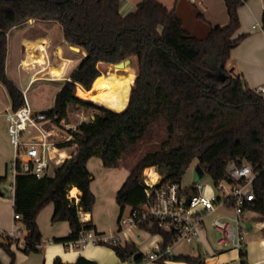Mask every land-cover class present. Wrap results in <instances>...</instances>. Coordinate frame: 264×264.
Listing matches in <instances>:
<instances>
[{
	"label": "trees",
	"instance_id": "obj_1",
	"mask_svg": "<svg viewBox=\"0 0 264 264\" xmlns=\"http://www.w3.org/2000/svg\"><path fill=\"white\" fill-rule=\"evenodd\" d=\"M246 1L225 0L227 23H209L207 35L200 37L185 26L177 7L169 9L160 0H140L135 10L125 14L121 0H0V82L12 109L21 107L25 99L7 72L8 34L30 19L58 21L65 42L86 51L62 80L54 105L43 111L59 122L68 117L71 108L95 109L94 118L79 123L73 131L66 144H75L74 152L53 175L38 178L20 173L15 178L14 210L31 241L25 251L36 250L42 243L37 216L50 203L54 204L51 220L68 221L71 227L67 236L54 241L74 240L82 230L95 229L92 221H82L80 215L81 211L92 212L96 201L88 167L94 156L108 167L120 166L126 153L136 156L116 193L120 215L126 207L144 201L143 171L148 167L157 168L162 183H181L196 160L217 182L226 177L230 161L248 162L258 172L255 198L248 209L264 219V95L251 88L231 63L232 49L246 37L233 38L241 26L239 7ZM197 16L205 19L201 10ZM127 58L137 59L138 73L126 108L116 111L77 93L81 85L92 90L109 64ZM5 179L6 175L0 176V181ZM73 187L81 191L78 202L69 196ZM154 232L165 238L163 247L173 243L170 233ZM0 245L14 259L11 242ZM114 249L122 260L134 256L141 262L144 257L135 242L114 245ZM243 255L245 258V251ZM165 257L206 264L202 255ZM0 264L4 263L0 260ZM54 264L97 262L80 255L74 263L58 257Z\"/></svg>",
	"mask_w": 264,
	"mask_h": 264
},
{
	"label": "built area",
	"instance_id": "obj_2",
	"mask_svg": "<svg viewBox=\"0 0 264 264\" xmlns=\"http://www.w3.org/2000/svg\"><path fill=\"white\" fill-rule=\"evenodd\" d=\"M198 3L203 5L201 1ZM256 92L263 94L264 84ZM24 99L21 107L9 108L4 113L7 134L13 146V160L10 163L14 175L11 187L13 195L18 174H30L38 178L53 175L58 166L74 152L73 145L66 143L72 139L78 124L94 118V114L81 112V120L77 124H68L66 118L57 122L43 110L35 109L26 93ZM148 168L144 170L143 177L145 199L139 206L124 209L117 232L100 235L94 229L82 230L78 238L66 242L67 246L82 248L90 242L120 245L134 242V238L147 234L159 238V242L148 253H142L144 257L141 262L132 256L130 260L133 264L168 260L165 256L172 255L173 246L180 241H204L205 244V241L213 240V248L236 249L241 260L244 259L243 252L249 232L247 214L251 212L248 204L255 198L253 186L258 176L250 163L230 161L225 178L213 181L212 184L194 181L185 187L177 182L162 183V175L157 169V179L150 182L147 177ZM69 196L79 201V196ZM13 218L17 221L21 216L15 212ZM134 228L140 231L134 233ZM155 229L170 233L173 243L163 247L165 238L161 232H154ZM212 232L216 233L215 239ZM1 242H11V246L19 248L31 244L23 225L17 223L11 229H5L0 224Z\"/></svg>",
	"mask_w": 264,
	"mask_h": 264
},
{
	"label": "crops",
	"instance_id": "obj_3",
	"mask_svg": "<svg viewBox=\"0 0 264 264\" xmlns=\"http://www.w3.org/2000/svg\"><path fill=\"white\" fill-rule=\"evenodd\" d=\"M121 1H122L121 12L125 14L128 13L129 11L135 10L140 0H121ZM160 1H162L165 5H167L169 9H173L174 7H177L179 14L184 19L185 26L193 34L200 37H204L207 35L209 31V23L225 25L228 21L225 0H195V1L189 0L195 6L197 5L202 9L205 19L200 18L201 22H207V24L206 23L199 24L200 26L196 25L193 27H188L186 25V21L184 17L186 7L180 3V0H160ZM198 1H201L203 5H200ZM263 10H264V0H247L243 5L239 7L241 26L236 31L233 38H237L242 34H246V37L232 49V55H231V63L237 68L238 71H240L243 74L248 85L255 90L259 86L264 84V27L262 25ZM30 21L38 22L39 20L30 19ZM50 37H51L50 33H48V31H45V29H39L37 31L35 30V32H33L30 35L22 34L19 40L21 58L18 64H21L23 66L22 62L24 59L25 44L27 42H33L42 39L45 40L46 42L45 50L47 54L46 60L48 62L40 65H42L41 69L44 68L48 69L47 68L48 63L51 61L49 59V54L47 49V46L49 45ZM61 37H63V41H64V36ZM57 47H59L61 49L60 51L63 53L61 60L64 59L65 57L70 59V61H68L65 66V70H66V68L70 64L68 68V72L65 75V77L54 78V77H47V75L42 77H36L35 76L36 65L35 67L32 68L25 67L26 71H29V69H33V68H35V70L34 73L30 74V78L25 87H22L20 84L19 85L17 84L23 90L24 93L26 94L28 93L31 83L34 82L35 80L48 79V80H55L62 82V80L68 78L67 77L69 76L68 73L73 70L71 69V66L75 61L74 56L66 51V48H64V43L57 42L54 45V49H53L54 59L56 57ZM83 51L85 53L84 55L86 56V51L85 50ZM7 64H8V58H7ZM123 75H127V73ZM136 76H137V70H136ZM133 79L134 77L132 78V85H133ZM79 85L81 84L77 83V86ZM130 94H128L126 97L127 102H128V96ZM9 108H12L11 101H10V105L6 108V110ZM38 110H42V109H38ZM74 188H77V192L75 194H72V190ZM72 190H71V196H79L81 194V191L78 187H73ZM14 213H15L14 195L12 194V191H11V196L7 197L4 195V192L1 189L0 190V224L2 225V227H4L5 229H11L14 223L21 224L20 220L17 221L14 220L13 218ZM40 213L41 212H39L37 216V222L43 235V241L41 244H39L40 246H37L36 250L27 252L23 248H19L12 245L11 249L14 252V259H13L12 256L4 249V247L0 245V260L4 264H11L12 262H13L12 264H54V260L58 257L61 258L64 262L74 263L80 255L95 260L97 264H133L131 260H127V261L122 260L117 255L116 250L114 249V245L101 243V242H90L87 246L82 248H70L67 246L66 242L54 241L55 237H65L71 232L70 224L68 221L53 222L51 220L53 214L52 211L48 217L49 218L48 223L42 226ZM81 215H82L81 216L82 221L85 222L92 221L95 224L96 227L94 230L97 233L108 234L105 232V228L100 227L95 222L93 211L82 212ZM247 225L249 232L245 244V258H244L245 263L242 262L238 250L227 249V248L217 250L212 247L213 243L210 241H205L206 244L205 245L203 243L204 238L202 240L203 242H195L197 244L198 249L202 245H204V247L206 248L204 253H202L200 249L199 251H193L191 253H183V252L174 253L172 250V255H180V254H190L193 256L202 255L205 259L206 264H264V219H262L258 214L254 212H249L247 214ZM143 236H145L144 238L145 240L141 241L140 238H142ZM143 236L134 238V242L138 247V251L140 253L146 254L151 249H153V246L155 245L156 242H159V238L157 237L155 238L147 234H144ZM213 236L215 239L216 233H214ZM142 264H190V263L182 260L168 259V260H159V261H148Z\"/></svg>",
	"mask_w": 264,
	"mask_h": 264
},
{
	"label": "rangeland",
	"instance_id": "obj_4",
	"mask_svg": "<svg viewBox=\"0 0 264 264\" xmlns=\"http://www.w3.org/2000/svg\"><path fill=\"white\" fill-rule=\"evenodd\" d=\"M180 3L186 7L184 17L186 25L188 27H193L196 25L200 26L199 24L205 23L207 24V22H201V19L197 16V11H202L199 6H195L189 0H180ZM39 29H45V31H48V33H50L51 37L49 39V45L47 46V49L49 59L51 61L54 59L53 49L54 45L57 42L64 43V48H66V51L74 56L75 61L72 64L71 69L74 70L78 66L82 58L85 56L83 50H76L67 43H65V40L63 41V37H61L63 36L62 25L58 21L39 20L38 22H31L30 20H28L27 22L14 27L8 34L9 50L7 72L10 77L22 87L26 86L30 78V74L34 73L35 68L26 71L25 67H23L21 64H18L21 58L19 40L22 34L30 35L35 32V30L37 31ZM49 64L50 62L48 63V66ZM69 65L63 74L55 77H65L68 72ZM128 67H130V70L134 72L135 77L136 70L138 73V65L136 58H134L132 62L126 67L127 69L114 68L113 64H109L106 67V72H113L116 70L118 73L121 72V74H126L128 73ZM41 68L42 65H37L35 71H38ZM72 71H70L68 75H70ZM45 75H47V77H53L49 69H46L45 71L39 73L40 77ZM61 86V81L48 79L35 80L30 85V88L27 93V98L35 109H48L54 105L55 95L57 91L61 88ZM85 91V88H83L82 86L77 89V93H79L80 96L81 93H83V98H85ZM9 105L10 97L4 85L0 82V176L6 175V179L4 181H0V188L3 190L4 195L7 197L11 196V187L14 181L13 171L10 167V163L13 160V146L9 140L6 131V121L4 116L5 110ZM81 112L92 115L95 113V109L90 107H76L74 109L71 108L68 117L66 118L67 123L77 124L78 121L81 120ZM75 147L76 145H73L72 151L75 149ZM135 157L136 156L133 152L126 153L122 163L120 164V166L117 167H108L103 165L102 160L99 156L92 157L88 162V167L93 174L91 189L96 197V201L93 208L94 219L100 227L105 228V232L108 234L117 232V229L120 226V206L116 201V193L128 177L131 167L130 164L135 161ZM147 171L153 172L154 170L150 169ZM199 180L206 184L213 183L212 177L204 171L202 166L196 160H194L186 169V172L182 177L181 184L183 187H185L191 185L194 181ZM53 208L54 204L50 203L40 211L42 226L48 223V217L53 211ZM139 231V228L133 229L134 233H138ZM213 235L214 232H212V237L214 239ZM144 238L145 236L140 238V240H145ZM214 248L217 250L219 249L216 246H214ZM199 249L202 253H204L206 248L204 247V245H202ZM199 249L197 248V244L195 242L188 243L186 241H180L176 243L172 248L174 253H191L193 251H199Z\"/></svg>",
	"mask_w": 264,
	"mask_h": 264
},
{
	"label": "bare ground",
	"instance_id": "obj_5",
	"mask_svg": "<svg viewBox=\"0 0 264 264\" xmlns=\"http://www.w3.org/2000/svg\"><path fill=\"white\" fill-rule=\"evenodd\" d=\"M45 45L46 42L42 39L27 42L25 44L24 59L22 62L23 66L26 68H32L35 67V65L37 66L47 63ZM60 50L61 49L57 47L56 57L53 61H50V64L47 67L53 77L63 74L67 62L70 61L69 58H64V55V59L61 60L63 53ZM45 69L46 68L36 71L35 76L40 77L39 73ZM130 69L131 68L128 67L129 73H127V75L119 74L116 70L113 72L103 73L94 81L92 90L85 91V98L116 111L123 110L128 104L126 97L130 94L132 78L134 77V72ZM150 168H154V170H156V167L154 166ZM153 172L147 171V177L150 182H153L158 177V174ZM76 192L77 188H74L72 190V194H75Z\"/></svg>",
	"mask_w": 264,
	"mask_h": 264
},
{
	"label": "water",
	"instance_id": "obj_6",
	"mask_svg": "<svg viewBox=\"0 0 264 264\" xmlns=\"http://www.w3.org/2000/svg\"><path fill=\"white\" fill-rule=\"evenodd\" d=\"M71 47H73L76 50H80V47H77V46H74V45H71ZM131 62H132V59L131 58H127V59L122 60V61H120L118 63H114L113 65H114V68L125 69Z\"/></svg>",
	"mask_w": 264,
	"mask_h": 264
}]
</instances>
